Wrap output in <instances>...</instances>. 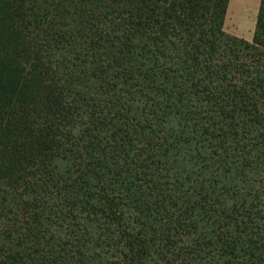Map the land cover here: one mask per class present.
Returning a JSON list of instances; mask_svg holds the SVG:
<instances>
[{"label":"trees","instance_id":"16d2710c","mask_svg":"<svg viewBox=\"0 0 264 264\" xmlns=\"http://www.w3.org/2000/svg\"><path fill=\"white\" fill-rule=\"evenodd\" d=\"M0 0V264H264V0Z\"/></svg>","mask_w":264,"mask_h":264},{"label":"rangeland","instance_id":"374dc122","mask_svg":"<svg viewBox=\"0 0 264 264\" xmlns=\"http://www.w3.org/2000/svg\"><path fill=\"white\" fill-rule=\"evenodd\" d=\"M261 0H230L224 30L252 42Z\"/></svg>","mask_w":264,"mask_h":264}]
</instances>
